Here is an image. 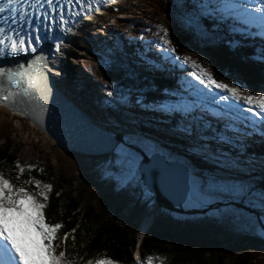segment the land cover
Instances as JSON below:
<instances>
[{"label": "snow or ice", "instance_id": "obj_1", "mask_svg": "<svg viewBox=\"0 0 264 264\" xmlns=\"http://www.w3.org/2000/svg\"><path fill=\"white\" fill-rule=\"evenodd\" d=\"M118 2L0 0V60L18 65H0V104L39 123L37 113L42 117L49 111L51 88L43 68L50 56L63 55L62 44L74 24L91 20L102 6ZM180 7L189 30L205 36L223 32L229 46H251L246 59L264 65V0H180ZM155 27L158 40L152 46L163 63L148 60L144 67L186 75L179 86L118 97L121 105H132L155 119L124 125L116 134L94 132L106 175L146 202L153 199L155 189L184 203L219 200L229 205L228 211L233 203L258 210L255 221L241 218L258 226L264 236V74L256 85L229 73L218 79L211 66L205 68L192 54L178 52L167 27ZM21 56L32 57L27 67L19 63ZM108 95H116L115 90ZM256 147L261 148L259 153ZM16 168L24 172L19 163ZM25 183H34L36 192L15 187L0 173V264H77L64 243L76 229L61 236L63 224L45 219L52 185L31 179ZM72 239L75 247V236ZM79 259L82 264H117L104 253ZM154 261L163 264L160 257L141 259L136 254V264Z\"/></svg>", "mask_w": 264, "mask_h": 264}, {"label": "rangeland", "instance_id": "obj_2", "mask_svg": "<svg viewBox=\"0 0 264 264\" xmlns=\"http://www.w3.org/2000/svg\"><path fill=\"white\" fill-rule=\"evenodd\" d=\"M161 3L168 5L169 0H129L85 26L80 35L71 40L70 52L63 58L65 75L53 79L57 91L74 105L77 102L81 106L79 98H82L86 106L84 112L92 116L91 106L103 110L104 114L101 112L99 117L96 115L92 123L99 128L106 125L104 130L107 132L116 134L121 130L119 128L123 126H110V123H119L118 117L124 110H138L132 105H121L118 98L120 95H137L120 83L121 76H125L123 62L126 61L131 70H141L142 63L146 65L151 60L154 64L155 60L160 59L152 42L158 40L154 35L157 31L155 26L161 24L166 27L167 24L159 9ZM146 43L149 47H145ZM111 55H115L121 64L112 66L109 60ZM192 56L200 62L195 54ZM165 67L171 68L170 65ZM99 68L106 72L109 70V75H101ZM141 72L144 76H162L163 73L164 79H167L165 86H179L181 77L186 75L177 70L178 79L172 82L176 78L169 76L167 71L156 73L143 69ZM120 88L123 90L119 91ZM113 89L116 95L109 96L108 93ZM100 115H104L102 118L106 117L104 120L107 119V122L104 123ZM3 137H9L20 165L41 166L52 175L54 181H65L66 192L84 202L96 206L106 201L113 210L117 209L121 221L132 228L138 226L139 238L152 231L164 235L163 240L168 243L200 246L208 245L211 238L217 239L227 248L247 250L256 260L253 264H264V236L260 234L261 229L249 226L241 218L251 217L255 221L258 210L233 203L231 211H228L229 205L217 200L210 203H184L182 206L185 211L209 209L204 214L185 215L165 211L157 207L154 195L153 199L146 202L139 193L126 191L109 179L104 171L103 155L84 156L80 152L61 149L48 133L40 130L22 113L10 111L0 104V140ZM10 182L29 193L36 192L18 180L11 179ZM151 214H154L155 221L149 216Z\"/></svg>", "mask_w": 264, "mask_h": 264}, {"label": "trees", "instance_id": "obj_3", "mask_svg": "<svg viewBox=\"0 0 264 264\" xmlns=\"http://www.w3.org/2000/svg\"><path fill=\"white\" fill-rule=\"evenodd\" d=\"M159 9L167 20L166 27L170 32V39L180 54H195L202 64L212 67L218 79H225L223 73H229L250 85L259 83L261 75L264 74V67L254 60L246 59L252 52L251 46H229L222 34L205 36L194 29L189 30L186 27L185 10L180 7V0H169L168 5L161 3ZM70 55L75 57L73 53ZM109 60L112 66L121 64L115 55L109 56ZM123 63L126 67L125 76H121L120 83L131 92L137 94L141 90L146 91L148 88L155 89L165 86L164 78L144 76L140 69L131 70L126 61ZM98 71L101 75H109V70L106 72L99 68ZM121 90L123 89L120 88L119 91ZM80 108L84 109L82 102ZM138 110L144 115L124 110L118 117L120 123L114 121V126L150 121L149 116L143 110L139 108ZM136 115L139 119L135 118ZM14 150L15 147L10 143L9 137H3L0 140V173L5 179L18 180L33 190H36L34 183H25V181L40 180L42 184L52 185L49 201L44 209L45 219L49 223L63 224V228L59 230L61 236L65 231L71 232L73 228L76 229L75 233H72L64 243L70 255L76 257L77 264H82L80 256L87 260L95 258L100 253L117 261V264H136L134 258L136 252L139 253L141 259L149 255L160 257L163 264H253L256 261L247 250H236V247L227 248L220 241L212 238L206 246L180 245L168 243L163 240L164 235L149 231L139 242L138 226L132 228L128 223L121 221L117 209L113 210L106 201H101L96 206L84 202L76 195L66 192L65 181L62 183L58 180L54 181L52 175L39 165H31L33 166L31 169H29L30 165H21L24 172L20 173L16 168L19 161ZM255 151L259 153L261 148L256 147ZM72 236H75V247H73ZM54 243L59 242L54 241ZM63 246L61 244V248ZM154 264H160V262L154 261Z\"/></svg>", "mask_w": 264, "mask_h": 264}, {"label": "water", "instance_id": "obj_4", "mask_svg": "<svg viewBox=\"0 0 264 264\" xmlns=\"http://www.w3.org/2000/svg\"><path fill=\"white\" fill-rule=\"evenodd\" d=\"M31 59L32 58L19 59V63L24 64L25 67H27V64L30 63ZM11 60L12 59H9L8 61ZM0 65L7 68L18 67L17 63L15 62L1 61ZM49 84L51 91L46 102V106L48 107L49 111L43 114L42 117H40L37 113L39 123H37L36 120L30 119L23 112L20 113H22L31 123L37 126L40 130L48 133L56 142L59 148L67 151L80 152V154L84 156H101L102 153L99 152L94 146V132L101 131L109 134L114 133L98 129V127H96L92 123V121L85 114H83L71 101H69L64 95L57 91V89L53 86L50 77ZM5 87H7L6 82ZM3 106L8 108L10 111H13L8 106ZM153 195L157 207L171 213L193 215L204 214L209 210L205 209L201 211H185L182 208L184 202L178 197L172 198L166 193L159 192L155 189H153ZM149 216H152L153 220L155 221L154 214H151ZM144 236L145 235H143L139 239V241H142Z\"/></svg>", "mask_w": 264, "mask_h": 264}, {"label": "bare ground", "instance_id": "obj_5", "mask_svg": "<svg viewBox=\"0 0 264 264\" xmlns=\"http://www.w3.org/2000/svg\"><path fill=\"white\" fill-rule=\"evenodd\" d=\"M53 59H54V61H53ZM60 67L61 68H63L64 67V65H63V63H62V60H60L59 58H57V59H55V58H52V60L51 61H49V64H47V65H45L44 66V71L48 74V76L51 78V79H54V77H53V75L49 72V68H51V71H55L57 74L58 73H60L61 71H62V69H60ZM45 69H47L48 71H46ZM173 82V81H172ZM52 84H53V86L56 88V86L54 85V82L52 81ZM61 87V86H60ZM85 99V98H84ZM79 100L82 102V105H83V108L86 110V106H85V104H84V102H83V100H82V98L80 99L79 98ZM86 100V99H85ZM78 106V105H77ZM78 108L82 111V110H84V109H82V108H80V106H78ZM91 108H94V112H95V115H97L98 117H99V113H101V112H103V114H104V111L103 110H98V109H96V107H92L91 106ZM98 108V107H97ZM97 110V111H96ZM83 113H84V111H82ZM90 112V111H89ZM106 112V111H105ZM101 117L100 118H102V116H104V115H100ZM106 118V117H105ZM105 118H102V120L103 121H106V120H104ZM93 118H91V120H92ZM99 120V119H98ZM102 120H99V121H102Z\"/></svg>", "mask_w": 264, "mask_h": 264}]
</instances>
